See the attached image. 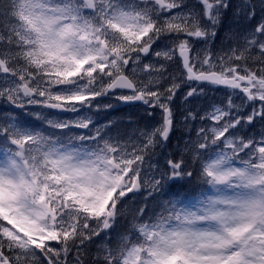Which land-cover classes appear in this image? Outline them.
<instances>
[{
    "label": "snow or ice",
    "instance_id": "1",
    "mask_svg": "<svg viewBox=\"0 0 264 264\" xmlns=\"http://www.w3.org/2000/svg\"><path fill=\"white\" fill-rule=\"evenodd\" d=\"M0 101V264H264V0H0Z\"/></svg>",
    "mask_w": 264,
    "mask_h": 264
},
{
    "label": "trees",
    "instance_id": "2",
    "mask_svg": "<svg viewBox=\"0 0 264 264\" xmlns=\"http://www.w3.org/2000/svg\"><path fill=\"white\" fill-rule=\"evenodd\" d=\"M232 23L231 17L229 16L225 23L222 25V31L227 28L229 24ZM222 35L218 33V37ZM215 44L218 46L220 44V40L217 39ZM185 89H181L180 92L177 93L176 98L173 100V107L176 113V117L179 120L183 119V113L185 111V101L183 100V92ZM206 95L201 97L199 100L193 102V107H198L200 109H204L209 106L211 103H218L220 100L224 98V90H216V89H205ZM110 97L103 98L102 102L104 104H112L113 107L100 111L97 115L93 116V120L97 122L98 125H103L111 122L112 129L114 132L119 131L122 134H133L134 131L138 128H144L146 125H151L156 123L159 120V110L155 112V119L149 118L146 112V106L143 105L141 102L137 105H124L117 101H110ZM5 105L2 101H0V114L4 112ZM19 111V110H17ZM37 111L40 109L37 108ZM45 111V110H43ZM46 112V111H45ZM75 114H69L64 118H71ZM24 120L36 123L39 121L36 120L34 116L28 115L23 117ZM199 125V122H193L191 127L193 130ZM257 129L256 131H258ZM194 135V131L192 133ZM182 131L174 132L173 136L170 139L169 146L164 149V152L167 153H174L175 145L180 141V138L183 136ZM157 159L159 160L160 164L164 163V156L158 155ZM191 187V186H187ZM131 195V194H130ZM147 196L146 190L144 191V195L141 196L137 194L135 202H142L144 198ZM152 207V204L149 205ZM103 235V234H102ZM92 251L95 252V246L92 248Z\"/></svg>",
    "mask_w": 264,
    "mask_h": 264
},
{
    "label": "water",
    "instance_id": "3",
    "mask_svg": "<svg viewBox=\"0 0 264 264\" xmlns=\"http://www.w3.org/2000/svg\"><path fill=\"white\" fill-rule=\"evenodd\" d=\"M138 102H135V103H129V104H137ZM49 111H53V110H49ZM66 115V114H65Z\"/></svg>",
    "mask_w": 264,
    "mask_h": 264
},
{
    "label": "rangeland",
    "instance_id": "4",
    "mask_svg": "<svg viewBox=\"0 0 264 264\" xmlns=\"http://www.w3.org/2000/svg\"><path fill=\"white\" fill-rule=\"evenodd\" d=\"M110 99H111L110 101H116L114 98H111V97H110Z\"/></svg>",
    "mask_w": 264,
    "mask_h": 264
}]
</instances>
